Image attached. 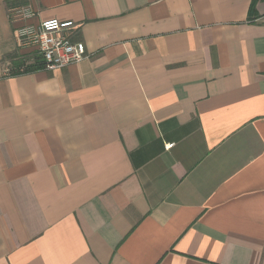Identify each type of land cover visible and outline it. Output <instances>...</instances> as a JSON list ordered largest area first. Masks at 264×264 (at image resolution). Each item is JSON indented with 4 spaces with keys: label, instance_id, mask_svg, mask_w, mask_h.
<instances>
[{
    "label": "crops",
    "instance_id": "crops-1",
    "mask_svg": "<svg viewBox=\"0 0 264 264\" xmlns=\"http://www.w3.org/2000/svg\"><path fill=\"white\" fill-rule=\"evenodd\" d=\"M0 264H264V0H0Z\"/></svg>",
    "mask_w": 264,
    "mask_h": 264
},
{
    "label": "built area",
    "instance_id": "built-area-1",
    "mask_svg": "<svg viewBox=\"0 0 264 264\" xmlns=\"http://www.w3.org/2000/svg\"><path fill=\"white\" fill-rule=\"evenodd\" d=\"M8 16L11 20L26 21L34 17V12L27 6L12 7L8 10ZM74 28L71 21L49 19L38 25L19 26L15 34L19 46L36 50L43 70L54 71L79 64L88 58L83 44L70 41V33ZM172 146L170 144L166 148Z\"/></svg>",
    "mask_w": 264,
    "mask_h": 264
},
{
    "label": "trees",
    "instance_id": "trees-1",
    "mask_svg": "<svg viewBox=\"0 0 264 264\" xmlns=\"http://www.w3.org/2000/svg\"><path fill=\"white\" fill-rule=\"evenodd\" d=\"M22 69V71H20ZM43 69V64L40 58H36L33 65H26L23 62H14L9 70V76H16L20 74L33 73Z\"/></svg>",
    "mask_w": 264,
    "mask_h": 264
}]
</instances>
